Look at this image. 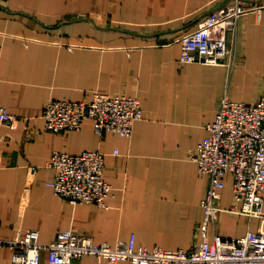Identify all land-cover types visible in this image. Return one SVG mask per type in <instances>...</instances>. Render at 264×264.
Returning a JSON list of instances; mask_svg holds the SVG:
<instances>
[{
  "label": "crops",
  "instance_id": "crops-1",
  "mask_svg": "<svg viewBox=\"0 0 264 264\" xmlns=\"http://www.w3.org/2000/svg\"><path fill=\"white\" fill-rule=\"evenodd\" d=\"M227 1L0 0V105L15 116L0 124L1 238L36 229L43 243L64 230L111 246L131 233L150 249L199 241L210 176L199 173L192 154L223 97L254 103L264 93V9L261 18L252 12L240 19L235 39L228 35L232 66L179 60L181 36ZM94 92L141 101L143 117L131 136H100L91 119L81 129H46L51 99L88 100ZM55 150L106 154L114 193L106 207L74 204L49 186ZM225 181L224 210L209 239L264 231V218L230 210L241 204L233 177ZM0 264H12L10 247L0 248ZM40 264H51L46 251ZM74 264L108 263L85 255Z\"/></svg>",
  "mask_w": 264,
  "mask_h": 264
},
{
  "label": "built area",
  "instance_id": "built-area-1",
  "mask_svg": "<svg viewBox=\"0 0 264 264\" xmlns=\"http://www.w3.org/2000/svg\"><path fill=\"white\" fill-rule=\"evenodd\" d=\"M263 9V0H228L212 9L196 29L181 36V64L230 66L228 35L235 39L240 19L252 12L261 18ZM142 117L138 98L100 92H94L88 100L51 99L43 112L48 130L81 129L84 121L91 119L100 136L111 131L129 137ZM14 120L15 116L0 105V124L11 125ZM207 129L208 134L192 154L199 173L208 174L210 182L202 200L205 216L200 224V239L191 248L138 246L135 233L111 246L75 230L60 231L53 240L43 243L36 229L18 230L10 239L0 237V248L12 249V264H40L43 251L48 253L51 264H74L85 255L105 259L108 264L121 260L134 264H264V231L249 230L233 238L216 233L209 239L210 226L216 224L224 210L220 199L228 174L233 177L234 197L241 204L230 210L264 218V93L254 103L223 97ZM48 166L55 170L49 186L74 204L98 203L106 207L114 194L105 177L102 151L70 154L55 150Z\"/></svg>",
  "mask_w": 264,
  "mask_h": 264
},
{
  "label": "bare ground",
  "instance_id": "bare-ground-1",
  "mask_svg": "<svg viewBox=\"0 0 264 264\" xmlns=\"http://www.w3.org/2000/svg\"><path fill=\"white\" fill-rule=\"evenodd\" d=\"M113 96V95H112ZM105 157H106V154H105Z\"/></svg>",
  "mask_w": 264,
  "mask_h": 264
},
{
  "label": "rangeland",
  "instance_id": "rangeland-1",
  "mask_svg": "<svg viewBox=\"0 0 264 264\" xmlns=\"http://www.w3.org/2000/svg\"><path fill=\"white\" fill-rule=\"evenodd\" d=\"M230 66H232V65L230 64Z\"/></svg>",
  "mask_w": 264,
  "mask_h": 264
}]
</instances>
